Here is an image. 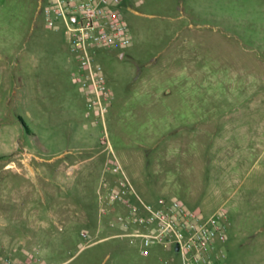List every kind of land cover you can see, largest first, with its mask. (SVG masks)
<instances>
[{
	"label": "rangeland",
	"instance_id": "rangeland-1",
	"mask_svg": "<svg viewBox=\"0 0 264 264\" xmlns=\"http://www.w3.org/2000/svg\"><path fill=\"white\" fill-rule=\"evenodd\" d=\"M43 2L0 0V254L181 264L172 246L141 254L110 224L126 178L147 203L222 206L219 259L264 264V0H126L130 44L96 53L114 93L104 124L86 116Z\"/></svg>",
	"mask_w": 264,
	"mask_h": 264
},
{
	"label": "built area",
	"instance_id": "built-area-1",
	"mask_svg": "<svg viewBox=\"0 0 264 264\" xmlns=\"http://www.w3.org/2000/svg\"><path fill=\"white\" fill-rule=\"evenodd\" d=\"M126 0H44L41 13L46 25L62 30L77 67L72 75L82 92L86 116L104 124L105 114L114 95L105 79L97 51L131 42L122 7ZM117 170V167H114ZM125 178V177H124ZM136 196L138 205L129 196ZM118 202L127 212L118 214L111 225L122 235L139 239V252L147 254L155 244L179 245L181 264H224L219 259L217 242L225 240L222 206L208 215L185 207L177 199L159 198L156 205L144 202L125 178L111 190L109 203ZM0 264H29L10 255L0 254Z\"/></svg>",
	"mask_w": 264,
	"mask_h": 264
},
{
	"label": "crops",
	"instance_id": "crops-1",
	"mask_svg": "<svg viewBox=\"0 0 264 264\" xmlns=\"http://www.w3.org/2000/svg\"><path fill=\"white\" fill-rule=\"evenodd\" d=\"M121 55H123V54L121 53ZM0 69H1V68H0ZM181 76H182V75H181ZM112 92H113V91H112ZM161 93H162L165 97H166V96H170V95L172 94V90H171V88H170L169 86H166L165 89H164ZM152 94H153V93H152ZM113 95H114V93H113ZM113 101H114V98H113ZM113 101H112V103H113ZM112 103H111L110 107L112 106ZM162 109L164 110V112H170V110H171L170 107H166V106H164ZM159 198H161V197H159ZM159 198H158V199H159ZM129 199L131 200L132 203L138 205V200H137L136 196L131 195V196H129ZM158 199H157V200H158ZM166 199H169V198H166ZM157 200H156V202L152 203V205H156V204H157ZM144 202H145V201H144ZM150 204H151V203H150ZM111 211H113V213H114V218H115L118 214L127 212V208H126L123 204L118 203V205H117L116 207L114 206V208H113ZM114 218L112 219V221L114 220ZM112 221H111V222H112ZM110 224H111V223H110Z\"/></svg>",
	"mask_w": 264,
	"mask_h": 264
},
{
	"label": "water",
	"instance_id": "water-1",
	"mask_svg": "<svg viewBox=\"0 0 264 264\" xmlns=\"http://www.w3.org/2000/svg\"><path fill=\"white\" fill-rule=\"evenodd\" d=\"M173 249H174V251H178V249H179V245H178V243H176V244L174 245Z\"/></svg>",
	"mask_w": 264,
	"mask_h": 264
}]
</instances>
